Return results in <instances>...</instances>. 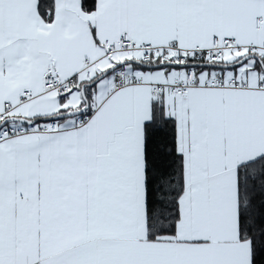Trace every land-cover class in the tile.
I'll return each instance as SVG.
<instances>
[{
	"label": "snow or ice",
	"instance_id": "obj_1",
	"mask_svg": "<svg viewBox=\"0 0 264 264\" xmlns=\"http://www.w3.org/2000/svg\"><path fill=\"white\" fill-rule=\"evenodd\" d=\"M0 264H264V0H0Z\"/></svg>",
	"mask_w": 264,
	"mask_h": 264
}]
</instances>
